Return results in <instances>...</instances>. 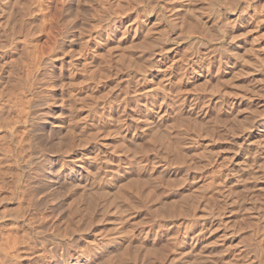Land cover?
<instances>
[{"label": "bare ground", "instance_id": "6f19581e", "mask_svg": "<svg viewBox=\"0 0 264 264\" xmlns=\"http://www.w3.org/2000/svg\"><path fill=\"white\" fill-rule=\"evenodd\" d=\"M22 1L0 0V133H4V136L0 134V256H16L17 263L20 257H29L38 249L37 252L53 254L59 264L136 263L129 255L137 250L134 242L133 246H121L129 254L124 251L115 255L112 252L115 248L113 243L121 234L116 218L124 214L125 220L130 218L126 215L129 213L134 217L138 210H134L138 202L134 204L116 190L118 183L115 184V181L122 167L120 163L118 168L120 160L117 156L123 152L117 154L99 134H102L99 132L102 130L107 138L117 140V133L122 127L119 126L117 131L112 109L114 104H118L124 109L128 143L138 148L139 140L147 139L145 149L142 145V152L148 180L152 186L157 185L158 188L160 185L161 192L162 188L168 190L165 197L156 192L159 193L157 202L151 203L154 205L146 209L148 215H145L149 216L148 212H151L161 219L152 218L157 220V225L153 223L156 229H160L159 233L173 247L167 264H264V46L250 33L249 28V25L264 21V0H131L135 4L132 10L136 7L134 12L126 10L127 0H98L96 5L98 7L99 3L97 9L100 15H96L98 17L92 23L98 27L100 22H104L105 33L99 29L104 36L100 38L98 33L91 34L93 41L90 45L89 39H83L84 35H81L83 45L81 48L78 46V60L72 63L67 60L68 65L65 64L68 69L64 70V81L71 94L68 98L73 100L70 107L74 104L76 107H72V111L69 107L72 113L67 112L68 115L63 113L61 126L65 132L74 134L79 129L81 134L78 131L79 136H72L63 143L59 153L55 152L59 155L58 159L54 158V154H50L54 155L50 157L43 149L33 152L37 147L34 140H39L37 130L33 129L36 126L33 125V117L37 116L33 115L34 108L38 105L35 104L38 99L35 101L34 95L40 86L39 74L35 70L34 73L33 69L37 66L43 72L42 68H45L46 74V67L49 72L56 67L60 71L64 62L63 52H67L69 60L75 56L69 40L75 35L70 31L73 23L70 25L68 20H65L68 25L62 22L66 27L61 24L64 29L61 28V37H57L60 40L55 45V35L46 36V40L50 38L49 41L53 38L51 35L55 37L52 40L54 46L43 40L37 47H29L31 56L27 52L26 59H32H27L29 66H33L30 67L32 73L28 66H21V69H28L26 72L33 75H30V79L25 75L28 73L23 71L28 78L24 80L31 83L25 91L24 84L27 82L24 81V89H20L27 92V97L19 101L16 92L12 91L15 87L10 89L14 81L20 79H17L20 74L17 75L15 70L22 64L15 66V56H10L14 52L11 49H16L14 46L18 45L14 44L18 37L14 31L15 16L12 18L8 10L15 6L21 10L22 7L23 10L30 8L28 13L23 11L28 14V21L21 23L22 26L18 24L20 39L23 36L21 40H25L39 14L31 10L39 2L30 0V7H27L29 0ZM64 1L62 4H69ZM59 3L61 5V1ZM257 9L263 14L262 19L257 17ZM65 10L68 12L66 5ZM123 10L128 11V16L119 15ZM69 12V17L75 13L72 15ZM53 15L56 16V13ZM37 20L44 22L40 18ZM44 25L47 24L44 22ZM44 25L41 29H44ZM53 28H49V31H53ZM33 29L32 33L36 30ZM30 35L34 39V34ZM42 43L50 47L48 54L49 47L43 44L46 48L44 51L41 49ZM95 45H103L107 54L104 55L108 57L101 56L114 64L107 66L109 70L112 67L115 69L111 74L115 77H112L104 75L108 70L104 68L106 72L102 70L104 74L100 77L102 81L98 80V89L92 85L93 89H97L98 96L87 85L92 79L93 69H97H92L93 58H97H92ZM13 54L16 55V52ZM10 57H13L12 60ZM105 60L101 59L108 64ZM46 76L49 82V74ZM120 76L125 77L122 82L128 81L123 82L124 85L129 84L128 87L125 85V88H121L123 83H120ZM104 77L107 78L105 81ZM46 78L42 77L43 80ZM51 84L47 85L48 90L49 86L54 88V83ZM57 84L55 82V86ZM50 94L47 98L53 97ZM44 98L41 100L46 101L45 104L54 101ZM97 102L104 109L97 110L101 107L97 105L92 109L99 111L100 117L106 112L107 118L101 117L104 121L101 126L99 124V133L84 132L85 127L89 126V123H84L89 116L88 111ZM130 104L136 106V113H132ZM61 107L64 108L63 105ZM102 110L105 112L100 113ZM118 110L116 107L113 112ZM59 111L56 114H60ZM71 122L75 124L71 125ZM44 130L42 128L41 132ZM35 132L37 139H34ZM139 157H132L131 160ZM58 162V167H54L56 170L50 168ZM46 165L51 166L48 168ZM154 172L159 179L154 177ZM121 186L124 187L123 183ZM133 188L136 189L135 186ZM139 188L136 190L140 191ZM134 195L137 197L136 192ZM62 197L70 200L69 207H66L68 211L62 210L67 214H63V218L56 217L57 220L53 215L54 219H49L51 214L48 213L53 210L48 201ZM62 201H59L60 206H63ZM140 204L138 206L141 207ZM9 205H17V208L6 209ZM59 205L53 206L57 208ZM55 209L57 214L61 212V209L58 211L59 207ZM151 217L144 218L147 221ZM85 231L89 233L87 237L82 235ZM74 233L77 235L74 236ZM71 249L74 255L71 252L68 254Z\"/></svg>", "mask_w": 264, "mask_h": 264}, {"label": "rangeland", "instance_id": "374dc122", "mask_svg": "<svg viewBox=\"0 0 264 264\" xmlns=\"http://www.w3.org/2000/svg\"><path fill=\"white\" fill-rule=\"evenodd\" d=\"M35 2H39L40 3V0H38V1H36V0H34ZM61 1V5H58V3ZM62 1L63 0H59V2H58V0H41V2L42 3H40V4H42L40 7L38 6V5H40L39 3H36L35 5L37 6V7H34L33 5V8L34 9H32V7H31V10L33 11V12H35V11H37V12H35L36 14L37 13H39V14H37V16H38V18L37 19H41V20H43L47 25H44V22H40V20H37L36 19V21L34 22V23H32V29L34 28V29H36V30H34L33 31V33H32V29H29L30 31H29V33H28V35L26 36V38H25V40L27 41V42H24L25 40H21L22 38H23V36H21V39H20V27H19V25L18 24H20L21 26H22V24L24 23H26L27 21H28V17H27V15L28 14H26V13H28V10H30V8H25V9H28V10H23V7H22V10L20 9V7H18V6H15V7H13V9H9L8 11L9 12H11V16H12V18L15 16V20L14 21H16L15 23H14V21H13V23H14V31H15V34H16V36L18 37V39H16L15 40V42H14V44H18L19 46H22V47H19L18 48V45H16V46H14L16 49H11L12 51H14V52H16V55H14L13 53L10 55V56H15V58H13V57H10L11 58V60H12V58L14 59V61H16V62H14L13 64H16L15 66H19V64H22V65H20V68H18L17 70H15V72H17V75H19L20 74V76L19 77H17V79H19L18 81H14V83L11 85V87H10V89L13 87H18L19 85H16V84H20V86L18 87V89L16 88H14V90H12V91H14V93L15 94H17V96H18V100L20 101V99L22 100V101H24V100H26V97H27V92H24L23 91V89H24V87H25V91H27V89H26V87L27 86H30L29 85V83H31V82H27V81H25L24 79H28V78H30V79H32V77L30 76V75H33V74H30V73H32V69H30V67L31 66H29V62H27L28 60H31L32 61V59L31 58H28L27 57V59H26V56L28 55V54H26L27 52H28V49H31V48H29V47H33V46H36L37 47V44H40L41 42H44L45 40H46V36H49L50 37V34H54L55 35V37H56V39L57 40H55V43H54V45L56 44V42H59L58 40H60L59 38L61 37V35H60V33L62 32L61 31V28L64 26L63 24H65L66 22H71L70 23V25L73 23V25H69L70 26V31H71V33L72 34H75L74 36H72V37H70V43H71V45H72V47L74 48V54H75V56L72 58V59H70L69 60V57H68V55H67V52H63V55H62V58L64 59V62H63V64H62V68H61V70L59 71V70H57V67L56 68H54V69H51L50 70V72H49V69L46 67V69L48 70L47 72H48V74H49V82H48V80H47V76L46 75H48V74H46L45 73V68H42L43 69V72H42V70H39V69H37V66H35V68L33 69V72H34V70H35V72L37 73V75H38V80H39V84H40V86L39 85H37V86H39L40 87V89H41V91H40V89H39V87H38V91L37 92H39L40 91V93H38L37 94V92H36V95L38 96V98H36L37 96L36 95H34L35 96V101H36V99H38V101H36L35 102V104H38L37 105V107H36V105H35V108H34V116L35 115H37L36 117H33V121L35 122H33V125L35 126V124H36V126L33 128L37 133H38V136L36 135V132H35V134H33L34 135V139H37V137H38V139L39 140H34V142H35V146L37 145V147H35V150H33V152L34 153H36V151L38 152H41V150L42 151H44L46 154H48L50 157L51 156H54V158H56L57 156H59L58 155V153H59V149L61 148L62 149V147H63V143L65 142V141H69L71 138H72V136L74 137V136H79V134H81L80 133V130L79 129H77V128H75L74 130H76L79 134H77V132L76 133H72L71 134V132H65V130L63 129V126H61V122H62V117H63V113H65V114H67L68 115V113L70 114V113H72V112H70L69 110H71V108L72 107H76V105L74 104V105H71V107H70V104H73V100H72V98L70 99V98H68L69 96L71 97V94H70V92H69V90L66 88L67 86H66V82L64 81V77H65V72L66 71H64V70H66V69H68V66H66V65H68L67 63L69 62V63H72V62H76L77 60H78V48L81 46V45H83L82 44V37H80L81 35L83 36L84 35V37H83V39L84 38H88L89 39V44L90 45H92V41H93V39L92 38H90V37H93L92 35L94 34V35H96V33H98V34H100L98 37H100V38H102V35L104 36V34H102L103 32L105 33V31H106V27L104 28V26H105V24H103L104 22H100L99 23V25H100V27H99V25H98V27H96L95 25L96 24H93L94 23V21H95V19L100 15L99 13H100V11L97 9L98 7H99V3H98V7H97V5H96V3L98 2V0H65L64 1V3L66 2V1H68L67 3H69V4H65L66 6H67V10H68V12L70 11V12H72L71 14L73 15V12H75L74 13V15L72 16V17H69V15L70 14H68V12L65 10L64 11V7H65V5L64 4H62ZM254 1V0H253ZM258 1H260V0H255V2H258ZM24 2V0L22 1V3ZM34 2V3H35ZM57 2V3H56ZM127 2H132L131 0L129 1V0H127ZM126 1H125V4H126V10H130V11H136V7H135V9H133L132 10V8H134V6H135V4L132 2V3H130V4H128ZM30 3V0H29V2H28V4ZM55 3H56V5H55ZM60 4V3H59ZM70 4H71V6H70ZM128 4V5H127ZM133 4V5H132ZM132 5V6H131ZM50 6H58V7H50ZM71 8H70V7ZM17 7L22 11L21 13L20 12H18V9H17ZM27 7H30V4H29V6H27ZM70 9H69V8ZM129 7V8H128ZM14 8H16V9H14ZM36 8L38 9V10H36ZM13 10H16V11H12ZM19 10V11H20ZM26 12V13H24V12ZM40 11V12H39ZM98 11H99V13H98ZM257 11H258V18L259 19H262V13L259 11V9H257ZM67 12V13H66ZM69 12V13H70ZM126 12H128V11H126ZM124 10H123V12L122 13H119V15H121V16H128L127 15V13H126ZM24 15H23V14ZM34 13V14H35ZM54 13H56V16L55 15H53ZM97 13V14H96ZM126 13V14H125ZM130 13H132V12H130ZM130 13H128V14H130ZM63 14V15H62ZM99 14V15H98ZM96 15H98V16H96ZM18 16V17H17ZM41 16V17H40ZM67 16V17H66ZM71 16V15H70ZM21 17H23V18H21ZM55 17V18H54ZM64 17V18H63ZM96 17V18H95ZM24 18H26V19H24ZM21 19H24V20H22L21 22H20V20ZM94 19V20H93ZM13 20V19H12ZM52 22H50V21ZM65 20H66V22H65ZM68 20V21H67ZM18 21H19V23H18ZM26 21V22H25ZM65 22V23H63L62 24V22ZM93 22V23H92ZM17 23V25H15ZM22 23V24H21ZM101 23H102V25H101ZM50 24V25H49ZM51 24H54L53 26H54V28H53V26L51 25ZM61 24L63 25L62 27H61ZM67 24V23H66ZM92 24H93V27L95 26V29L96 28H98V29H93V27H91L92 26ZM43 25H44V29H41V27H43ZM68 25V24H67ZM17 26V27H16ZM48 26H50V27H48ZM52 26V27H51ZM74 26V27H73ZM48 27V28H47ZM64 27H66V26H64ZM64 27H63V29H64ZM73 27V28H72ZM103 27V28H102ZM16 28V29H15ZM38 28H40V31H37L38 30ZM46 28H47V30L48 31H46ZM49 28H53V31H49L50 29ZM58 28L60 29V30H58ZM67 28H69L68 26H67ZM249 28H251L250 30H251V34H253L254 36H256V38H257V40H258V42H260V43H262L261 45H263L264 46V21H262V20H260L259 21V23H257L256 25H249ZM248 28V29H249ZM62 29V30H63ZM99 29H102V31L100 32V30ZM103 29H105V30H103ZM44 30V31H43ZM92 30H95V31H92ZM60 31V32H59ZM73 31V32H72ZM75 31V32H74ZM97 31V32H96ZM100 33H99V32ZM37 32H38V34H37ZM47 32H49V35H48V33ZM50 32H52V33H50ZM92 32V33H91ZM19 33V34H18ZM30 33L33 35V38L34 39H31L30 38ZM55 33H59V34H55ZM80 33V34H79ZM90 33V34H89ZM36 34V35H35ZM92 34V35H91ZM87 35V36H86ZM88 35H90V36H88ZM44 37V39H43V37ZM76 36V37H75ZM79 36V37H78ZM32 37V36H31ZM39 37V38H38ZM48 37V40H46V41H49L50 40V38ZM51 37H53V38H55L53 35H51ZM57 37H59V38H57ZM29 38V39H28ZM53 38H51L52 40H53ZM40 39V40H39ZM88 39H85V41H87ZM38 40V41H37ZM44 40V41H43ZM49 41L48 43H52L53 41ZM37 41V42H36ZM46 41H45V43H46ZM68 41V40H67ZM34 42V43H33ZM84 42V41H83ZM32 43H33V45H32ZM73 43V44H72ZM75 43V44H74ZM79 43H81L80 45H79ZM28 44V45H27ZM44 43H42L41 44V49L43 48L44 49V51L46 50V48H48L49 46H47V45H45L44 44V46H47L46 48L45 47H43L42 45H43ZM78 44V45H77ZM28 46L27 47V49H25L26 47H24V46ZM49 45V44H48ZM52 45H53V43H52ZM53 45V46H54ZM40 46V45H39ZM53 46H51V47H53ZM67 46V45H66ZM79 46V47H78ZM82 47V46H81ZM80 47V48H81ZM96 47V48H95ZM98 47V48H97ZM39 48V47H38ZM95 48V49H94ZM94 51L92 52V58H93V56L94 57H97L96 59L95 58H91V62H92V60H93V62H94V64H93V62H92V64L94 65H92L93 67H92V69L95 67V68H97V69H93V75H92V79L87 83V85H89V88L92 90L93 89V87L95 86V88H97L98 87V85H97V83H98V80L99 81H102L101 79H100V77H102L101 76V74L103 73V72H106V70L104 69V68H106L107 66L109 67V64H113L112 62L110 63V60L108 61H106L105 59H103L104 57H108V56H105L104 54H106L105 52H106V49L103 47V45H95L94 46ZM100 48V49H99ZM104 48V49H103ZM49 49H50V47L47 49V53L46 52H44V54L46 53V54H48V51H49ZM66 50H67V48H66ZM21 54H19L18 52ZM103 51V52H102ZM98 52V53H97ZM11 53V52H10ZM28 53H30L29 54V56H31V51L30 52H28ZM95 53V54H94ZM65 54V55H64ZM80 54V53H79ZM97 54V55H96ZM100 56H99V55ZM101 54H103L104 55V57L102 58V56H101ZM23 55V56H22ZM96 55V56H95ZM107 55V54H106ZM25 56V57H24ZM99 56V57H98ZM101 57V58H100ZM26 60H25V59ZM20 59H21V61H23V62H21L20 61ZM98 59V60H97ZM101 59L102 60H105L108 64H104L105 62L104 61H101ZM108 59V58H107ZM67 60H68V62H67ZM96 60V61H95ZM26 61V62H25ZM30 61V62H31ZM96 62V63H95ZM99 62V63H98ZM100 62L104 65H102V64H100ZM104 62V63H103ZM18 63V64H17ZM27 63V64H26ZM32 63V62H31ZM26 64V65H25ZM34 65H35V63H33ZM66 64V65H65ZM31 65V64H30ZM63 65H64V67H63ZM114 65V64H113ZM24 66V67H26V66H28V68H29V70H31V71H29L28 69H26V71H29L30 73H28V72H26L25 71V69L23 68V70L21 69L22 67ZM33 67V66H32ZM31 67V68H32ZM106 68V69H108L107 70V72L109 73L110 71H111V73H109V74H104V75H106V76H112L111 74H113L115 71V69H114V67H112V70L110 69L109 70V68ZM16 68V67H15ZM27 68V67H26ZM65 68V69H64ZM105 70V71H103L102 72V70ZM41 71L40 73L39 72H37V71ZM55 71V72H52V71ZM63 70V71H62ZM98 72H97V71ZM23 71H25L26 73H28V74H25V72H23ZM114 71V72H113ZM34 72V73H35ZM61 72V73H60ZM63 72V73H62ZM96 72V73H95ZM113 72V73H112ZM19 73V74H18ZM41 73H42V75H41ZM99 73V74H98ZM29 76L28 78L25 76ZM53 74V76H51ZM64 74V75H63ZM99 76H98V75ZM40 75H41V77H40ZM24 76L26 77V78H24ZM57 76V77H56ZM66 76H68V74L66 75ZM98 78H97V77ZM105 76V77H106ZM42 77L43 78H46V79H44L46 82H48L47 84L45 83V81L42 79ZM51 77H52V80H51ZM55 79H54V78ZM103 78L104 80L103 81H105L107 78ZM112 77H115L114 75L112 76ZM120 77H122V76H120ZM39 78H41V79H39ZM123 78H125V77H122L121 78V80H120V83L122 82V80H124ZM58 79V80H57ZM54 80V81H53ZM24 81L25 82H27V83H25L24 84ZM43 81H44V83H43ZM18 82V83H17ZM55 82L56 83H59V85L57 84L56 86H55ZM61 82V83H60ZM62 82H64V83H62ZM92 82H94V83H92ZM123 82H126V80L125 81H123ZM122 82V83H123ZM51 84V85H53V83H54V85H53V89L51 88L52 86H49V88H50V90H52V92L50 91V90H48V84ZM121 83V84H122ZM126 83H128V81L126 82ZM126 83H125V85H126ZM23 84H24V87H23ZM61 84V85H60ZM85 84V83H84ZM94 84V86H92ZM97 86H96V85ZM26 85V86H25ZM125 85H124V83H123V85H122V87L121 88H125ZM128 85L129 84H127L126 86L128 87ZM47 86V87H46ZM60 86V87H59ZM62 86V87H61ZM63 86L65 87L64 89H63ZM124 86V87H123ZM20 87H23V89H20ZM28 88V87H27ZM93 89L92 90V93L93 94H97V89ZM42 89H44V91L42 90ZM60 89V90H59ZM63 91H62V90ZM16 90H18V91H16ZM22 90V91H21ZM46 90V91H45ZM48 90V91H47ZM58 90V91H57ZM95 90V91H94ZM20 91V92H19ZM65 91H67L66 93H65ZM17 92H19V93H17ZM49 92L51 93L50 95L51 96H53L52 98L49 96L48 98H47V95L49 94ZM54 92V93H53ZM61 92V93H60ZM64 92V94L66 95H62V93ZM21 93V94H20ZM57 93V94H56ZM67 93H69V95L67 94ZM19 94V95H18ZM26 95V96H25ZM45 95V96H44ZM55 95L58 97L57 99H56V97H55ZM62 95V96H61ZM20 96V97H19ZM46 97V99H50L51 101H53V102H51V103H46L45 104V102L46 101H43L45 98L44 97ZM97 96H98V94H97ZM42 97V98H41ZM55 98V99H54ZM66 98V99H65ZM41 99H43V100H41ZM67 99H69V100H67ZM67 100V101H66ZM59 101V102H58ZM71 101V102H70ZM57 102H58V104L59 105H57ZM61 102V103H60ZM70 102V103H69ZM52 103L54 104L55 103V105H52ZM69 103V104H68ZM51 104V105H50ZM64 104L66 105V106H64ZM101 103H99L98 104V102L94 105V104H92L91 105V107H90V109H89V111H88V115L89 116H91V117H89V116H87V118H86V121L84 122V123H89V126L87 127H85V131L84 132H88L87 130H89V132L90 131H93V132H98V130H101V125H102V121H104L103 119L106 117L105 115H106V112H105V110H102V112H100V113H103V112H105L104 114H100L101 115V117L103 118H101L100 116H99V111L101 110V109H104V106L101 104ZM63 105V107L64 108H62L61 106ZM67 105H69V106H67ZM94 105V106H93ZM101 106L100 108L98 107V109L97 110H99V111H97V110H95V111H97V112H95L93 109L94 108H97V107H95V106ZM117 105V106H116ZM55 107V108H54ZM59 107V108H58ZM69 107H70V109H69ZM94 107V108H93ZM115 107V108H114ZM116 107H117V110H118V108H119V110L117 111V112H113L114 110L116 111ZM93 108V109H92ZM129 108L132 110V113H136V111H137V108H136V106L135 105H133V104H130L129 105ZM69 109V110H68ZM73 109V108H72ZM123 108H121V107H119V105L118 104H114L113 105V109H112V113H113V116H114V118H115V120H116V123H117V128L120 126V127H122V128H120V132H118L117 134L119 135H117V140H114V141H116V142H114L110 137V139L109 138H107L108 136H106V135H104L105 133H103V131L101 130V131H99V132H102V134L101 133H99L100 134V136L103 138V139H105V141H107L106 143L109 145V147H111V148H113L116 152H117V154L118 153H122L123 152V154H118V160H120V161H118V168H119V166L121 165L122 167H123V169H121L122 167H120L119 169H120V172H119V175H118V177H117V179H116V181H115V179H114V181H115V184L116 183H118L120 186L122 185V183H123V186L124 187H120V186H118V184H116L115 186H116V190H117V192H118V194L120 195V196H123L124 198H129L134 204L136 203V202H138V203H136V207L137 208H135L134 210L136 211V209H138L137 211H136V214H134V217H133V215L132 214H126V215H128L130 218H125V220L127 221H125L123 218V215L124 214H122V215H119L118 216V218H116V219H118V223H119V232L121 233L120 235H118V236H120V238H122V241H121V239L119 238H117L116 239V241L113 243V247H115V248H113L112 249V252H114V254L115 255H119L120 253H122V252H124L125 251V249L123 248V247H125V246H127V245H129V244H132L131 246H133V242H134V246L137 248V250H135L134 252L133 251H131L132 253H130L129 254V251L126 249V251H125V253H128L130 256H131V258L134 260V262H136V263H133V264H167V258L172 254V250H173V247L170 245V244H168V242H166V240L164 239V237H163V234L162 233H159V231H160V229L158 230V229H156L157 228V220H153L152 218H155V219H158V215L156 214V215H153L154 213H151V212H148V213H150V214H152V215H150L149 214V216H145L146 214H147V210L146 209H148L151 205H154L156 202H157V199H158V195H159V193L158 194H156V192H160V195L161 196H166L167 195V193H168V190H167V188H162V192H161V186L159 185L158 186V188H157V185H155V186H152V184L150 183V181L148 180V177H147V175H146V171L144 172V170H146V164H144L143 162L145 161L144 159V154H143V152H142V150H144L145 149V147H146V145H147V139L145 138V139H140L139 141L140 142H138V148H135L131 143L129 144L128 142H130L129 140H128V137H127V131H126V129H124V128H126V118H125V115H124V109L122 110ZM37 110V111H36ZM60 110V111H59ZM65 110V111H64ZM59 111V113L60 114H56V112H58ZM72 111V110H71ZM91 111V112H90ZM94 111V112H93ZM120 111H122V113H120ZM47 112V113H46ZM68 112V113H67ZM36 113V114H35ZM38 113V114H37ZM45 113V114H44ZM53 113H55L56 115H53ZM89 113H91V114H89ZM118 113V114H117ZM115 114H117V115H115ZM121 116H120V115ZM123 114V115H122ZM97 115V116H96ZM136 115H138V114H136ZM58 116V117H57ZM59 116L61 117V118H59ZM97 117V119H95L96 117ZM118 116V117H117ZM88 117L89 118H91L92 119V117H93V119H95V120H97L96 122H95V120H93L92 119V121H91V119H88ZM95 117V118H94ZM54 118V119H53ZM58 118H59V120H58ZM101 118V119H100ZM107 118V117H106ZM105 118V119H106ZM46 119V120H45ZM61 119V120H60ZM98 119H100V120H98ZM49 120V121H48ZM118 120H120V122L118 121ZM125 120V121H124ZM52 121V122H51ZM55 121H57V122H55ZM91 121V122H90ZM37 122V123H36ZM46 122V123H45ZM92 122H94L93 123V126L95 125L97 128L95 129L91 124H92ZM48 123H49V125H48ZM53 123V124H52ZM125 123V124H124ZM45 124V125H44ZM71 125H74L75 124V122H71L70 123ZM99 124H100V126H99ZM48 125V126H47ZM56 125H58L57 127H56ZM90 125H91V127H90ZM123 125V126H122ZM51 127V129H50V127ZM61 126V127H60ZM140 126V125H139ZM46 127V128H45ZM52 127H54V128H52ZM58 127H60V128H58ZM93 127V128H92ZM36 128V129H35ZM41 128V129H40ZM42 128H43V130L44 131H42V132H44V133H42L41 132V130H42ZM58 128V129H57ZM119 128L117 129V131L119 130ZM19 129H22V128H19ZM48 129H50L49 130V132H48ZM46 130H47V132L49 133H47L46 132ZM72 130V129H71ZM20 131V130H19ZM53 132V133H52ZM61 133V134H60ZM97 133V134H98ZM1 134V133H0ZM3 134V136H4V133H2ZM1 134V135H2ZM40 134V135H39ZM42 134V135H41ZM48 134V135H47ZM65 134V135H64ZM124 134V135H123ZM0 135V136H1ZM19 135V134H18ZM53 135V136H52ZM103 135V136H102ZM120 135L122 136V138H120ZM45 138H43V137ZM47 136V137H46ZM63 136H65L66 138H61V137H63ZM125 137H127L126 139H125ZM48 138V139H47ZM52 138V139H51ZM55 138V139H54ZM107 138V139H106ZM47 139V140H46ZM118 139H119V142L117 143V141H118ZM120 139H121V141H120ZM51 140H52V142H51ZM111 142H110V141ZM142 140H144V142L143 143H141V141ZM38 142V144H37V142ZM54 141V142H53ZM126 144H124L123 142ZM110 143H111V145H110ZM57 144H60V145H62V146H60V145H57ZM39 145V146H38ZM123 145V146H122ZM142 145H144V147L142 146ZM115 147V148H114ZM144 149H143V148ZM117 148V149H116ZM122 151V152H121ZM55 152H58V153H55ZM76 153H78V152H76ZM131 153H133L132 155H134V156H132L131 155ZM38 154V153H37ZM50 154H54V155H50ZM142 156H141V155ZM69 155V154H68ZM64 156V155H63ZM139 157V156H141V157H139V158H133L132 160H131V158L132 157ZM122 157V158H121ZM59 157H57V159H58ZM63 158H65V157H62V159ZM120 158V159H119ZM144 158V159H143ZM144 160V161H143ZM135 162H137V163H135ZM121 163V164H120ZM141 163V164H140ZM146 163V162H145ZM120 164V165H119ZM58 165H59V162L58 163H56V165L55 164H53L52 165V167H50L51 165H48L50 168H53V170H56L57 168H55L54 169V167H58ZM47 166V165H46ZM47 166V167H48ZM145 166V167H144ZM48 167V168H49ZM144 167V168H143ZM125 170H126V172H125ZM123 171V172H122ZM128 171V172H127ZM142 171H143V173H142ZM124 172H125V174H124ZM121 173V174H120ZM128 173V174H127ZM123 174V175H122ZM154 177L155 178H157V179H159L158 178V175H157V173L155 174V172H154ZM121 177V178H120ZM123 177V178H122ZM146 177V178H145ZM133 182H132V181ZM135 180V181H134ZM136 180H138L137 181V183H136ZM146 180V181H145ZM121 184H120V183ZM125 182H128V183H125ZM130 182H131V184H133V185H131L130 184ZM134 182L136 183V184H134ZM159 183H161V181L159 182ZM130 184V185H129ZM126 186H128V188H125ZM131 186V187H130ZM135 186V188L136 189H138L139 187L141 188H139L140 189V191L138 192L136 189H134L133 187ZM148 187L149 188H151L150 189V191L148 190ZM123 188V189H122ZM127 189L128 191H126L125 189ZM144 189V191H143V189ZM166 190V191H165ZM130 191V192H129ZM146 191V192H145ZM148 191V192H147ZM132 192V193H131ZM135 192H136V195H137V197L134 195L135 194ZM121 193V194H120ZM128 193H130V195H128ZM155 193V194H154ZM122 194H124V195H122ZM132 194V195H131ZM154 194V195H153ZM136 197H134V196ZM128 196V197H127ZM131 196H133L134 198H135V200H134V198L133 197H131ZM141 196H142V199H141ZM148 196H150V198L148 197ZM151 197H152V199H151ZM56 200H54V199H52V201H48V203H49V206H52L50 209L51 210H53L52 212L51 211H49V213H48V215L49 214H51V216L49 215L48 217H49V219L51 218V220H53L54 218L53 217H61V218H63L65 215H63V214H67V211H68V209L66 208V207H69V202H70V200L68 199H65V197H62V198H55ZM63 200L62 201V204H63V206H60L59 205V201L60 200ZM140 199H141V201L143 200V202H141L140 201ZM151 199V200H150ZM55 203H54V202ZM140 201V202H139ZM146 203H145V202ZM139 203H141L140 205H141V207L140 206H138V204ZM142 203H144V204H142ZM149 203V204H148ZM151 203H154V204H151ZM51 204V205H50ZM59 205L58 207H59V209H58V211L61 209V212H63V213H58L57 214V211H54V209L56 208V206H53V205ZM148 206V207H147ZM12 207H13V205L12 206H7V208L6 209H12ZM55 207V208H54ZM57 207V208H58ZM61 207V208H60ZM143 207V208H142ZM14 209L15 208H17V205H14V207H13ZM57 208L55 209V210H57ZM142 208V209H141ZM67 209V211L66 212H64V211H62V210H66ZM141 211H143V212H141ZM144 211H145V214H143L144 213ZM54 212V213H53ZM56 213V214H55ZM60 214V215H59ZM52 215H53V217H52ZM125 215V216H126ZM132 215V216H131ZM148 215V214H147ZM127 216V217H128ZM138 216V217H137ZM151 216H154V217H151ZM156 216V217H155ZM147 218H150L151 217V219H148L149 220V222H148V220L146 221V219ZM57 218L56 219H54V220H57ZM120 218V219H119ZM129 219V220H128ZM153 220V221H152ZM61 221H64V219L63 220H61ZM158 221H161V219L159 218L158 219ZM148 222V223H147ZM155 222V226H154V223ZM145 223V224H144ZM125 226H124V225ZM153 228H152V227ZM155 227V228H154ZM121 229V230H120ZM123 229V230H122ZM125 231V232H124ZM86 233H82V235L84 234V236H86V235H88L89 233L87 232V231H85ZM127 233L130 235V236H128L127 235ZM123 234V235H122ZM77 234H75L74 233V236H76ZM125 236H128V237H125ZM87 237V236H86ZM123 239H124V242H123ZM131 239H132V241H131ZM153 239V240H152ZM118 240H120V241H118ZM151 241H153V242H151ZM118 243V244H117ZM114 244H116V245H114ZM122 244H126L125 246L124 245H122ZM118 245H120V247L118 246ZM121 246H123V247H121ZM35 249H37V248H35ZM120 250V251H119ZM38 251V249L37 250H34L33 252H32V254H31V256H29L30 258H32L31 259V262H29L30 261V258L29 257H24V256H22V255H20V256H22L23 258H21L20 257V260H18L17 261V263H16V260H15V257L16 256H10V257H8V258H3V257H1L0 256V264H59L57 261V259H56V257L54 258V255L52 254H50L51 256H52V258H51V256L46 252V254H45V252H41L40 253V251L39 252H37ZM71 252V253H70ZM35 253V254H34ZM37 253V254H36ZM72 254V255H74L75 254V252H74V250L72 251V249L70 250V251H68V254ZM117 253V254H116ZM14 254V253H13ZM16 254V253H15ZM69 254V255H70ZM13 257V258H12ZM25 258V260H23ZM35 258V259H34ZM16 259H18V258H16ZM41 260V261H40ZM133 260H132V262H133ZM19 262V263H18Z\"/></svg>", "mask_w": 264, "mask_h": 264}]
</instances>
